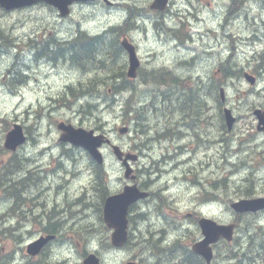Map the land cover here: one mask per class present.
<instances>
[{"label":"rangeland","instance_id":"374dc122","mask_svg":"<svg viewBox=\"0 0 264 264\" xmlns=\"http://www.w3.org/2000/svg\"><path fill=\"white\" fill-rule=\"evenodd\" d=\"M116 14L106 12L99 16L91 15L86 25L81 27L90 35L101 34L110 27L112 31L118 29L116 33L108 35L105 47L92 56V61L86 60L91 61V72L85 73L81 69H72L59 58L53 59L54 63L48 62V65L35 63L33 52L26 47V42L35 39L36 31L40 30L43 34L41 36L45 38L59 42L70 41L77 34V25L62 26L57 13L44 6L6 15H2L0 11V25L4 26L7 38L4 43L5 51L0 54V162L3 165L14 157L11 151L4 149L3 144L6 132L15 122L24 125L30 138L18 153L22 157V166L33 167V178L38 177L33 158H38L43 163V168L38 173H47L44 166L52 169L61 167L58 160L64 151L59 145L60 131L57 123L60 120L87 129L93 128L98 132L112 133L116 143L124 149L139 151L146 158L145 165L150 168L163 165L160 161L180 151L179 145L182 144L186 152L183 155L187 156L189 152L191 156L184 159L186 164H180L176 172L174 168L171 173L165 175L162 169L154 189L157 192L161 189L159 186L165 183L166 192L162 195L158 191V198L143 202L140 208L132 212L131 242L117 249L110 246L111 232L103 222L100 209L105 192L113 194L122 188L124 169L112 151L105 148L108 180L100 188L97 187L96 172L88 154L82 148L70 151L71 159L64 158L62 162L68 167V171L75 172L74 181L70 180L68 185L62 187L61 194L65 198L67 193L74 196L77 194L76 197L87 204L77 205L68 200L74 204V221H71L72 225L61 228V234L73 237L72 240L81 242V245L53 248L45 258L51 259L54 264H82V254L94 251L101 257L103 264H125L134 258L140 261V254L145 264H188L187 256L180 248L174 256L173 251L168 249L190 247L199 239L200 228L188 212L206 211L218 221L228 222L236 219L237 222L235 244L219 245L218 262L215 264H229L231 261L226 255L231 254L230 249H234L235 245L237 251L242 248L240 252H244L243 256L248 255L256 264V260L262 257H254L248 253V248L251 242L252 247H255L254 252L264 246V213L235 215L230 208L229 199L243 197L240 192L246 193V190H252L255 195H264V133L257 130V117L253 113L254 108H264V0H246L245 7L236 21L226 23V28H222L226 29L230 37L221 34L222 30H217V34L213 35L207 32V26L203 24L198 25V28L205 34L199 33L194 41H186L185 45L181 42L173 43L163 34L162 27L154 28L150 32L136 29L134 36L142 44L143 56L139 78L133 82L134 91H116L117 83L123 81L122 73L127 70V59L118 49L116 40L121 33L120 22L128 17V13L119 21L114 16ZM70 20L74 22L73 18ZM221 22L224 23L222 19ZM218 24L208 19V26L217 27ZM17 42L23 46L7 47ZM180 44L184 45V48ZM231 51L232 54H229ZM118 53L125 59L119 58ZM193 55H196V58L191 57L188 64H179L180 59ZM24 58L30 65L28 69L36 73L39 70L41 72L37 74L39 78L34 83L29 78L28 69L20 66ZM226 58L230 68L238 73L236 77L224 78L223 64ZM49 60L51 59L46 58L43 62ZM175 62L178 63V69L174 66ZM50 65L56 67L60 77L54 86H50L54 79L51 76L54 71ZM174 70L182 80H176L177 74ZM6 71L11 77L3 82ZM244 71L257 76L255 86L245 79ZM160 72L168 74L165 83L149 81L152 80V74ZM103 84L114 85L113 94L104 90L100 92L99 86L102 87ZM73 85L79 89L85 88L83 94L70 91L69 87ZM221 87L225 88L227 105L238 117L231 132L226 128L221 130L222 103L215 94ZM66 91H70V99L62 96ZM98 92L102 93L101 97H98ZM128 113L129 116L136 115L140 119L138 122L132 120L136 129L132 130L130 136L123 138L116 130L123 125V119ZM182 116H185V120H182ZM184 121H187L184 123L187 127L181 125L180 129L186 133L178 132L179 124ZM157 132L161 133L162 141L149 142V137L157 138ZM200 135L201 138L197 139ZM180 158L178 155L175 157L176 160ZM173 164L171 162V165ZM176 173L180 179L175 178ZM62 174L60 173L59 183L64 181ZM184 177L185 179H182ZM55 182L50 179L47 183ZM37 188L30 190L32 194L37 195ZM55 190L56 188L52 190L51 187L43 194L49 197V193L54 194ZM213 193L218 195V200L203 204L205 197ZM11 203V199H3L0 193V214L6 212ZM142 211L147 212V217H140ZM20 221L22 227L16 226L19 222L14 223L9 218L0 220V264H23L27 258L26 244L33 235L31 220L23 218ZM47 222L45 219L43 224ZM63 224L55 226L60 227ZM164 227L167 231L163 237L166 235L167 238L164 237L166 241L162 242L161 246L159 238ZM5 229L13 230L14 234L1 231ZM175 238H179V241L173 243ZM167 243L173 244L164 247ZM16 255L17 261L13 259ZM178 255H182L179 260L182 263H178Z\"/></svg>","mask_w":264,"mask_h":264},{"label":"flooded vegetation","instance_id":"af4514ba","mask_svg":"<svg viewBox=\"0 0 264 264\" xmlns=\"http://www.w3.org/2000/svg\"><path fill=\"white\" fill-rule=\"evenodd\" d=\"M117 1H121V2L116 4L114 2L106 3L105 0H95L92 3H89V5L99 6L101 8L102 7L107 8L108 9L107 12H117V9H115L114 7H117L121 4H124V11H125V13H128V17L124 18L120 22V28H121L120 39L121 38H128L131 41H135L134 32L136 29H138L136 24L140 21H144V22L150 23V24L155 23L156 26H154V27L155 28L158 27V29H159L160 27H162V25H163L162 23H166L168 21H171L172 19L176 20V22H173V24L171 26H169L170 32H167L164 30L163 33L169 35L171 37V39H173L174 41H179V42L183 41L185 39L191 38V34H190L191 31L189 30L190 26H191L189 24V21H190L189 17L192 15L193 9H194V6L192 5V3L186 4V0H171L169 2V6L166 8L165 11H159V10H153L150 8V0H145L144 2H140L139 0H117ZM74 6H81V5L76 3V4H74ZM170 8H171V10H170ZM117 31H118V29H115V31H112V27H110V28L106 29L104 32H102L101 34L90 35L86 31H83L81 29V24H77V29H76L77 34L70 41L59 42L55 39L51 40L49 38H45L44 36H41L39 39L35 38V39H31V40L27 41L26 47L33 52V58H35V59H38V60L40 59V61H43L46 58H54V59L55 58L56 59L61 58L64 61H66V63H68V65H70V67L72 69L73 68L74 69H81L83 71V69L85 70V69L89 68V65L92 61L93 54L95 53L94 54V56H95L99 50L102 51V49L105 47V43H106L107 37H108V36L105 37V34L116 33ZM4 43H5V41L0 44V53H3L5 51L6 46L4 45ZM18 45L19 44L17 42L14 44H9L7 47L17 48ZM64 45H65V47H64ZM75 47H78L81 49L80 53H79L81 56L79 54H76L75 49H74ZM118 49L122 53H124V55L126 57V52L120 44H119ZM66 55H68V56H66ZM117 56L119 58L124 57L120 53H118ZM89 59H91L90 62L86 61ZM67 61H69V62H67ZM35 63H39V62L35 61ZM76 63H77V65H76ZM9 72H11V70ZM122 77L124 78V82L122 83V86L129 84V83H133L132 80L130 81L126 77L124 72L122 73ZM117 84H119V83H117ZM181 125H184V126H186V125L184 124V122H182L178 126L179 127L178 132L183 133V132H185V130L180 129ZM199 137H201V135ZM179 149H180V151H178L177 153H173L170 156L174 157V156L186 153L184 151V145L183 144L179 145ZM141 173H142V175H144L143 171H141ZM37 176L38 177H36V178H33L32 176L27 177L28 180H27V182H25L23 189H21V190H23L22 191L23 194L30 193L31 192L30 190L34 187L37 188L38 186L39 187L44 186L43 182H44L45 178L42 177L41 175H37ZM157 182L158 181H157L156 177L155 178L150 177L147 181H145L144 176L142 178V183L147 184V186H149L150 190L156 191V189H154V187L156 186ZM58 184L57 185L61 188V184L60 183H58ZM54 185H56V184H54ZM159 188H161V186H159ZM158 191H159V193L163 194L161 192L162 189H159ZM44 192H46V189L41 190V191H37V195H40V196L42 195L41 199H39V196H35V195L27 196V199L25 200V202L22 203V206L17 205L18 207L16 206L17 208L15 210V212L22 210L24 213H27L25 216L26 217L25 219L29 218L31 220V227H32L31 230H35L36 233H38L39 235H45V234L49 233L48 228L54 227L55 225H57L59 223L58 221L60 219L58 217H60L61 214H63L62 208L64 206L63 201H61L57 198L50 199V200L44 199L45 197L47 198V195L43 194ZM157 195L159 196L158 193H157ZM20 196H23V195L21 194ZM66 198H68L69 201H73L77 205H79L81 203L80 198H77L74 195L67 194ZM69 204L71 205L72 208L74 207V204H71L70 202H69ZM73 213H74V211H72V214ZM45 219L48 222H47V224L44 225L43 221H45ZM16 226L22 227V222L19 221V223L16 224ZM53 234H56L55 231L53 232ZM48 248L49 247L46 246V248H44L45 251Z\"/></svg>","mask_w":264,"mask_h":264},{"label":"water","instance_id":"95a60500","mask_svg":"<svg viewBox=\"0 0 264 264\" xmlns=\"http://www.w3.org/2000/svg\"><path fill=\"white\" fill-rule=\"evenodd\" d=\"M55 5H57L63 13L64 10L67 8V5L72 0H47ZM2 4L6 5L7 7H14V6H22L25 4L30 3L29 0H13L11 4L9 0H0ZM130 52V62L132 73L136 69L138 65V59L136 54L132 48H129ZM133 75V74H132ZM251 83H254V78L251 76H247ZM226 118L228 122L229 128L232 127L235 118L232 116L231 111L226 109ZM256 114L260 119L259 128L264 129V111L257 110ZM263 124V126H261ZM59 127L68 130V134L63 136L64 140H70L77 145L85 146L91 154L101 163L103 161L102 154L98 150V147L102 145L104 142V136L98 135L94 136L93 131H86L83 129H73L72 126L65 127L63 123L59 124ZM71 128V129H70ZM124 129H121V132H124ZM25 140V136L22 130V127L19 124L15 125V128L9 132L6 139V147L15 149L19 144H21ZM115 152L120 157L122 154L120 153L119 148L115 147ZM133 158V157H129ZM145 194L140 193L136 187H126L125 192L119 195L111 196L107 199L105 209H104V217L105 221L108 223L110 227H115L116 231L113 233V243L115 245H122L127 239V219L126 214L129 205L137 200L139 197H143ZM235 208L239 211L241 210H249L253 209L256 210L258 208L264 207V198L253 199V200H242L239 203H236ZM202 227L207 239L203 242H200L194 246L195 250L199 251L207 261H210L212 258V249L208 246L210 242L216 241L220 235L227 237L228 239L232 238L233 234V225L228 226H217L211 221H202ZM42 243L41 241L37 244ZM31 245L30 251L37 245ZM38 248H34L33 252H36ZM85 264H100L99 259L94 255L91 254L85 260ZM128 264H135V263H128Z\"/></svg>","mask_w":264,"mask_h":264},{"label":"bare ground","instance_id":"6f19581e","mask_svg":"<svg viewBox=\"0 0 264 264\" xmlns=\"http://www.w3.org/2000/svg\"><path fill=\"white\" fill-rule=\"evenodd\" d=\"M140 18V17H139ZM138 18V19H139ZM126 23V22H125ZM192 42V41H190V40H188V39H185V42ZM67 45V44H66ZM73 45V44H72ZM180 46H182L183 48H184V45H182V44H180ZM58 47V46H57ZM64 47H65V45H64ZM63 47V48H64ZM68 47V46H67ZM97 47V46H96ZM34 48V47H33ZM40 49V48H39ZM57 49V48H56ZM75 49V52H76V54H79L80 53V48H78V47H75L74 48ZM89 49V48H88ZM178 49H180V48H178ZM67 51V50H66ZM44 52V51H43ZM70 52V51H69ZM99 52H100V50H99ZM84 53V52H83ZM0 54H2V53H0ZM65 54V53H64ZM95 54V53H94ZM93 54V55H94ZM80 55V54H79ZM88 55V54H87ZM66 56H68V55H66ZM74 56V55H73ZM81 56V55H80ZM192 56H190L189 58H182V59H180L179 60V64L180 65H184V64H188L189 63V59L191 58ZM114 58H115V56H114ZM125 58V57H124ZM51 60H53L54 58H50ZM56 59V58H55ZM61 59V58H60ZM126 59H127V70L125 71L126 72V74H125V72H124V74L126 75V77L131 81L132 80V82H134L135 80H137L138 78H139V74H140V68H141V66H142V60H141V63H140V65L134 70V72L132 73V68H131V62H130V60H129V58L127 57V55H126ZM63 60V59H62ZM85 60V59H84ZM26 58H24L23 59V63H19V62H17V64H20V66L22 67V68H26V69H28V68H30V65L29 64H27L26 63ZM64 61V60H63ZM65 63H66V61H64ZM67 62H69V61H67ZM71 62V61H70ZM95 62V61H94ZM103 63V62H102ZM66 64H68V63H66ZM76 65H77V63H76ZM174 66L178 69L179 67H178V63H176L175 62V64H174ZM223 66H224V78L225 79H227V78H233V77H236L237 75H238V73H236V71H233L230 67H231V65H230V63H229V60H228V58H226V62H225V64H223ZM73 67V66H72ZM82 67V66H81ZM104 67V66H103ZM51 68V67H50ZM100 68V67H99ZM161 69V68H160ZM164 69V68H163ZM145 70H147V69H145ZM158 70V69H157ZM156 70V71H157ZM166 70V69H165ZM97 71V70H96ZM99 71H101L102 72V70H99ZM159 71V70H158ZM83 72H85V73H89V72H91V69L90 68H87V69H83ZM146 72V71H145ZM168 72V71H167ZM174 72L177 74V72L174 70ZM226 72H228V75L229 76H226ZM174 73V74H175ZM240 73V72H239ZM133 74V75H132ZM175 74V75H176ZM166 75H168V74H166V73H164V72H160V73H154V74H152V80H149V81H155V82H158V81H160V83H162V82H164V80H165V77H166ZM177 77H176V80H182V78L180 77V76H178V74L176 75ZM144 77V76H143ZM90 78V77H89ZM121 79L123 80L121 83H119L118 84V87L116 88V91L117 92H119V91H127V90H132V91H134V84L133 83H129V84H126V85H124V86H122V83L124 82V78L122 77V75H121ZM166 82V81H165ZM164 82V83H165ZM199 87H201V86H199ZM70 88V91H72V92H75V91H79L81 94H83L82 93V91H84L85 90V88H83V89H79L78 87H76L75 85H73V86H70L69 87ZM222 88V87H221ZM113 91H114V89H113ZM196 91V90H195ZM177 92V91H176ZM194 92V91H193ZM198 92V91H197ZM183 93V92H182ZM181 94V93H180ZM180 94H179V96H180ZM195 94V93H194ZM173 95V94H172ZM191 95V94H190ZM170 96V95H169ZM187 96V95H186ZM99 97V96H98ZM165 97V96H164ZM189 97H191V96H189ZM193 97V96H192ZM179 98H181V97H179ZM194 98V97H193ZM198 98V97H197ZM185 99H187V98H185ZM190 99V98H189ZM217 99H218V97H217ZM178 100V99H177ZM188 100V99H187ZM219 100V99H218ZM191 101H192V99H191ZM193 101H195V100H193ZM197 101H198V99H197ZM201 101V100H200ZM220 101V100H219ZM189 102V101H188ZM221 102V101H220ZM87 103H89V102H87ZM183 103H185L184 101H183ZM186 103H187V101H186ZM185 103V104H186ZM195 103V102H194ZM201 103V102H200ZM169 104V103H168ZM175 104V103H174ZM180 104V103H179ZM184 104V105H185ZM165 105V104H164ZM190 105V104H189ZM200 105H202V104H200ZM92 106V105H91ZM166 106V105H165ZM169 106V105H168ZM167 106V107H168ZM171 106V105H170ZM173 106V105H172ZM176 106V105H175ZM174 106V107H175ZM178 106V105H177ZM176 106V107H177ZM197 107H198V105H196ZM203 106V105H202ZM157 107V106H156ZM159 107V106H158ZM185 107V106H184ZM194 107V106H193ZM169 108V107H168ZM192 108V107H191ZM173 109V108H172ZM172 109H170V110H172ZM179 109V108H178ZM178 109H176V110H178ZM181 109H182V107H181ZM199 110H200V108H198ZM169 110V109H168ZM175 110V109H174ZM180 110V109H179ZM130 111V110H129ZM189 111V110H188ZM171 112V111H170ZM195 112H196V110H195ZM173 113V112H172ZM171 113V114H172ZM174 113H176V112H174ZM179 113H181V112H179ZM183 113V112H182ZM181 113V114H182ZM200 113V112H199ZM164 115V114H163ZM169 115V114H168ZM185 115V114H184ZM165 116V115H164ZM173 117H176V116H174V115H172ZM183 117V116H182ZM185 117V116H184ZM184 117H183V119L182 120H185L184 119ZM180 120V119H179ZM188 121V120H187ZM187 121H184V123L185 122H187ZM178 123V122H177ZM188 129V128H187ZM186 129V130H187ZM146 133V132H145ZM186 133V132H185ZM214 143H215V146L217 145V143H216V141H214ZM236 149V148H235ZM263 152V151H262ZM64 155L66 156L65 157V159H71V155H70V151H67V150H65L64 152ZM183 154H181V155H178V156H181V158L179 159V160H176L175 159V157L176 156H174V157H172V156H170V155H168V156H166V158L165 159H162L160 162H163V165H160V166H157V168L155 167V168H148L149 169V173H148V176H150V175H152L153 174V176H151V178H155L156 177V179H157V181H158V178L160 177V175L162 174V169L164 170V174L166 175V174H168V173H171L172 171H173V169L175 168V172H176V170L178 169V167L180 166V164H186V163H184V159L186 158V155H183ZM33 163H34V167H36L37 168V170H36V172H37V175H41V176H44L45 175V180H44V187H46L45 189H46V191H47V189H49V188H51L54 184L53 183H47L49 180H50V178H48L49 177V174H44V173H38V172H40L41 171V169L43 168V163L38 159V158H33ZM171 162L172 163H174L173 165H171ZM73 169V168H72ZM144 174V173H143ZM144 177L146 178V174L144 175ZM170 177L173 179V177L170 175ZM175 178H178L177 177V173L175 174ZM178 179H180V178H178ZM182 179H185V177L184 178H182ZM181 179V180H182ZM27 180H28V178L27 177H25L24 179H23V186H24V184H25V182H27ZM67 181H65V183L66 184H64V181H63V183L61 184V188L62 187H64V186H66V185H68V183L70 182V180L69 179H66ZM102 184H105L104 182H102ZM57 185V184H56ZM56 185H54L53 187H52V190H54L57 186ZM56 186V187H55ZM165 183H163L162 185H161V189H162V193H164L165 192ZM21 192H22V190L20 191V192H18L17 193V196H20L21 195ZM107 193L108 192H105L104 193V196H103V199H104V197H105V195H107ZM68 194V193H67ZM45 195V194H44ZM162 195H164V194H162ZM214 196H212L211 197V200H216L217 199V197L216 198H213ZM80 200H81V198H80ZM81 203H83V204H86L85 202H82L81 201ZM143 217H147L146 215L145 216H141V218H143ZM166 227H164L163 229H162V235L160 236V238H159V240H161V242H160V245H161V243L162 242H164L165 243V241H166V238H167V236H166V238H164L163 237V235L166 233ZM177 241H179V238L176 240V238H175V240L173 241V243H176ZM173 243H167V244H165L166 246H164V244H163V246L164 247H168V246H171ZM175 245V244H174ZM174 245L172 246V247H174ZM252 245H253V243L251 242L250 243V246H249V248H248V253H250V254H252L254 257H259V254H262V257L264 258V248H262V249H260V252L259 253H254V250H255V247H252ZM162 246V245H161ZM158 247V246H157ZM156 247V248H157ZM164 247H161V249H163ZM168 250H171V251H173V255L172 256H174L176 253H178L177 251L179 250V247H174V248H172V249H168ZM244 257V259H245V264H254L253 262H252V260L250 259V257L248 256V255H246V256H243ZM182 258V255H178L177 256V260L179 261L180 259ZM228 260L229 261H231L230 262V264H240V263H236V259H235V255L234 254H230V255H228ZM261 261L262 262H264V260H262L261 259ZM247 262V263H246ZM178 263H182V261H179Z\"/></svg>","mask_w":264,"mask_h":264},{"label":"trees","instance_id":"16d2710c","mask_svg":"<svg viewBox=\"0 0 264 264\" xmlns=\"http://www.w3.org/2000/svg\"><path fill=\"white\" fill-rule=\"evenodd\" d=\"M226 76H229V75H228V72H226ZM259 257H262V254H259ZM262 260H264L263 257H262Z\"/></svg>","mask_w":264,"mask_h":264}]
</instances>
